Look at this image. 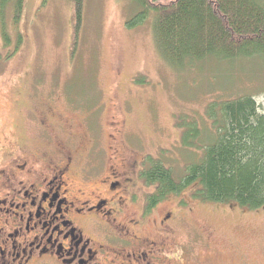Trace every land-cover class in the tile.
<instances>
[{
    "label": "rangeland",
    "instance_id": "obj_1",
    "mask_svg": "<svg viewBox=\"0 0 264 264\" xmlns=\"http://www.w3.org/2000/svg\"><path fill=\"white\" fill-rule=\"evenodd\" d=\"M137 9L133 0H85L76 34L72 0H24L17 28L12 4L7 7L9 45L0 18V168L25 145L34 150L37 166L48 162L38 147L55 162L80 153L79 165L99 166L89 187L76 181L87 193L109 166L113 134L119 164L139 171L152 158L180 175L200 159L182 146L183 123L197 121L211 131L209 103L251 95L264 111V56L175 68L158 49L153 15L139 22L132 19ZM113 123L121 124V133ZM42 125L52 131L43 134ZM133 187L140 205L150 203L155 186L141 177ZM169 213L183 252L177 264H264V206L202 202L190 187L149 209L141 232L157 234L154 221Z\"/></svg>",
    "mask_w": 264,
    "mask_h": 264
},
{
    "label": "trees",
    "instance_id": "obj_2",
    "mask_svg": "<svg viewBox=\"0 0 264 264\" xmlns=\"http://www.w3.org/2000/svg\"><path fill=\"white\" fill-rule=\"evenodd\" d=\"M73 1L74 31L84 18L85 0ZM138 6L132 19L153 15L154 37L160 53L175 68L183 69L208 59L234 62L264 56V0H133ZM13 7L17 28L24 0H0L1 31L11 42L5 10ZM8 5V6H7ZM131 19V20H132ZM135 25L129 21V26ZM21 39V34L18 35ZM211 131L197 121L185 127L182 146L200 153L179 175L161 160L142 170V178L155 186L150 204L169 194L193 187L202 202H236L241 207L264 206V111L246 95L212 101L206 109Z\"/></svg>",
    "mask_w": 264,
    "mask_h": 264
},
{
    "label": "flooded vegetation",
    "instance_id": "obj_3",
    "mask_svg": "<svg viewBox=\"0 0 264 264\" xmlns=\"http://www.w3.org/2000/svg\"><path fill=\"white\" fill-rule=\"evenodd\" d=\"M112 127L121 133L120 123ZM50 131L43 126V134ZM110 138L109 166L87 193L76 181L89 187L99 166L79 165L80 153L55 162L38 147L48 162L37 166L34 150L25 145L23 154L0 168V264H177L183 252L169 224L172 213L154 221L157 234L141 232L155 206L140 205L133 191L143 167L119 164L118 138Z\"/></svg>",
    "mask_w": 264,
    "mask_h": 264
}]
</instances>
